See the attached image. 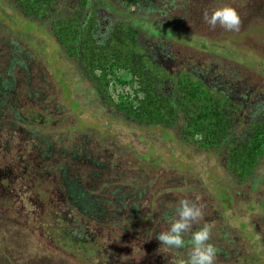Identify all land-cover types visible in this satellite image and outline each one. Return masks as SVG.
<instances>
[{"label":"trees","instance_id":"trees-1","mask_svg":"<svg viewBox=\"0 0 264 264\" xmlns=\"http://www.w3.org/2000/svg\"><path fill=\"white\" fill-rule=\"evenodd\" d=\"M106 1L136 20L183 31L174 28L170 11L181 9L177 20H188L189 14L212 11L226 0ZM231 2L241 18L252 15L255 21L239 28L237 36L264 31L257 26L264 20V0ZM7 3L22 19L47 28L59 53L78 65L105 114L130 127L157 129L168 137L172 133L175 142L213 158L227 180L197 190L164 169L162 157L142 164L95 126L81 125L62 101L66 92L60 77L55 73L57 85L54 74L43 75L35 55L25 52L31 45L21 47L10 39L0 45V264H179L187 259V249L161 247L155 235L167 230L165 214L171 217L182 199L203 206L193 230L212 225L210 242L218 249L214 264H262V252L249 249L229 226L227 213L241 187L249 190L252 176L264 172V101H252L251 95L244 103L245 96L236 101L226 86L223 91L206 87L194 74L196 62L169 74L137 46L140 33L128 17L125 22L108 15L112 22H99L89 13L96 10L94 3L85 8L84 0ZM140 6L158 17L135 16ZM205 43L197 52L205 53ZM175 44L191 48L181 40ZM252 56L260 61L261 72L257 63L245 65L243 56L235 57L237 63L211 57L264 80V58ZM115 66L135 80L133 100L112 101L107 73ZM215 71L218 84L250 85L233 71ZM253 205L263 206L264 199L249 203V210Z\"/></svg>","mask_w":264,"mask_h":264},{"label":"rangeland","instance_id":"rangeland-1","mask_svg":"<svg viewBox=\"0 0 264 264\" xmlns=\"http://www.w3.org/2000/svg\"><path fill=\"white\" fill-rule=\"evenodd\" d=\"M84 2V8L88 4H90V7L91 3H94L96 10H89V13L92 16L95 15L99 22L107 24L113 21L112 17L126 22L128 17L130 21L127 22L140 33L138 39H140L142 34L149 38L169 41V43L162 42V45L169 47L173 53H178L184 59L190 58L192 62H196L198 69L200 66H205L208 69L215 68L220 71L228 69L235 72L237 77L248 81L252 87L256 88V91L264 93V80L262 78L250 71L225 62L237 63L235 57L243 56L239 58L245 65L257 63L261 72L260 61L252 55L264 58V31L260 33L249 32L245 35L237 36L235 34L236 31H227L219 25L215 29L211 28L204 22L203 15L205 12H201L195 17H191L189 14L188 20L182 18L180 21L177 18L182 14L181 9L170 11L168 18H172L171 21L174 28L178 27L183 31L203 38L205 42H211V44L204 42L206 49L202 52L225 60L218 61L205 53L197 52L204 43L201 42L202 40L195 39L196 37L194 38L193 35L182 33L183 36H181L178 31L162 29L148 20H136L128 16L124 10L121 12L115 10L106 0H84ZM223 6L233 8L231 0H226L217 5L216 8ZM144 8L140 6L136 10L135 16L152 19L158 17L155 13H146ZM213 9H215V6ZM168 18L164 17V19ZM240 19V28L255 25L252 15L242 16ZM259 21L257 26H264V20L261 21L259 19ZM10 39L17 40L21 47H24L23 44L25 46L31 45V48L29 47L30 52L26 50L25 52H28L30 56L35 55V61H39L36 65L43 75L48 77V75L52 76L56 73L60 77L61 85L59 86L66 92L62 101L65 106L72 109L75 119L81 125L95 126L96 130L104 132V138L119 143L125 150L134 156L137 155L139 161L143 162L142 164H146V161H153L157 157H162L161 162L164 169H172L180 174L188 182L197 186V190L205 192L211 184L213 187H217L213 183L223 185L227 180L213 158L199 152L195 148H188L175 142L172 133L170 138L157 129L130 127L120 119L105 114V111L98 107L89 83L81 75L78 65L59 53L58 46L52 35L47 31V28L37 25L35 22H28L22 19L9 9L7 0H0V45L4 47L5 43L9 42ZM224 39L226 42H217V40ZM23 40L25 41L21 43L20 41ZM178 40H181L184 44L186 43L185 45L191 48L175 44ZM139 44L144 46L142 41ZM58 79L56 77V80H53L57 85L58 83L60 84V79ZM134 89H136L135 80L125 70L116 68V66L110 68L107 73V90L113 102L126 97L133 100L134 94L132 91ZM262 173L264 172L261 170L252 176L249 182V190L245 186L241 187L240 192L234 196L232 210L227 215L231 216L228 222L229 226L240 232L241 237L245 238V243L249 246V249L257 254L262 252V255L260 254L259 256L261 257V263L264 264V205L261 207L253 205L254 207H251L250 210L248 207L249 203L254 204L264 199V179L261 184H257ZM220 208L224 210L222 205Z\"/></svg>","mask_w":264,"mask_h":264},{"label":"clouds","instance_id":"clouds-1","mask_svg":"<svg viewBox=\"0 0 264 264\" xmlns=\"http://www.w3.org/2000/svg\"><path fill=\"white\" fill-rule=\"evenodd\" d=\"M203 19L213 29L219 25L227 31H238L241 26L239 14L230 6L205 12ZM202 217L203 206L188 199L180 200L171 217L165 214L168 228L156 233L155 238L169 250L187 249V259L179 264H214L218 249L210 242L212 225L204 224L193 230Z\"/></svg>","mask_w":264,"mask_h":264},{"label":"flooded vegetation","instance_id":"flooded-vegetation-1","mask_svg":"<svg viewBox=\"0 0 264 264\" xmlns=\"http://www.w3.org/2000/svg\"><path fill=\"white\" fill-rule=\"evenodd\" d=\"M185 34L183 31H179ZM140 41L144 44V46H140ZM162 42H168L161 39H155L152 37H147L141 34L140 39L137 38V46L150 57L158 66L169 72V74L177 73L180 70L185 69L186 64L191 65L192 60L190 58H182L178 53H173L169 47H164ZM171 43V42H170ZM172 44V43H171ZM174 44V43H173ZM188 61V63H187ZM190 63V64H189ZM193 63V62H192ZM194 74L198 76V79L206 86L212 89L220 88L218 91H223V87H228L229 89H233L234 96L236 97V101H240V96H245L244 103L248 102L250 96L252 95L254 98L252 101H255V98L264 101V93H254V87L251 88L250 85H246L243 83L240 85L238 82L235 84L222 82L221 84L217 83L218 74L216 73L215 68L208 69L205 66H200L198 69L197 64H194ZM242 87V88H240ZM216 90V89H215ZM254 93V94H253Z\"/></svg>","mask_w":264,"mask_h":264}]
</instances>
